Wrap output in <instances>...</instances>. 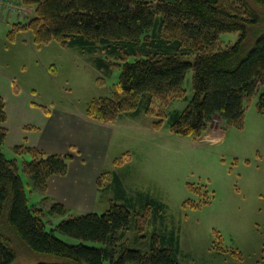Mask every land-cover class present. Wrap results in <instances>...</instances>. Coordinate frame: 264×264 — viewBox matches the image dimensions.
Instances as JSON below:
<instances>
[{
    "label": "trees",
    "instance_id": "trees-1",
    "mask_svg": "<svg viewBox=\"0 0 264 264\" xmlns=\"http://www.w3.org/2000/svg\"><path fill=\"white\" fill-rule=\"evenodd\" d=\"M253 3L264 6V0H21L20 5L32 8V15L26 22L12 23L7 37L14 41L16 34L30 31L37 46L56 41L65 48L78 47L104 76L118 69L110 95L90 100L84 112L103 123L143 111L157 118L153 127L160 128L163 106L172 97L184 95L182 84L191 70L193 95L172 116L169 130L197 138L217 118L241 129L246 102L255 93L257 111L264 113V28ZM234 31L239 32L237 40L222 46L219 35ZM96 82L104 84L105 78L98 77ZM5 121V104L0 99V264L35 255L56 258L35 264H179L172 235L152 234L145 251L122 242L129 230L143 233L150 211L162 206L158 201L143 204L139 211L128 202L110 200L102 213H71L55 201L48 209L29 204L20 171L32 180L26 185L29 193H45L51 176L67 173L72 156L18 145L14 150L20 160L7 158ZM128 158L124 154L114 163L120 165ZM109 174H101L99 189ZM49 200L44 196L41 201ZM46 216L61 219L47 230L52 222ZM56 232L78 242L67 243ZM230 256L242 259L238 250ZM254 264H264V243Z\"/></svg>",
    "mask_w": 264,
    "mask_h": 264
},
{
    "label": "rangeland",
    "instance_id": "rangeland-1",
    "mask_svg": "<svg viewBox=\"0 0 264 264\" xmlns=\"http://www.w3.org/2000/svg\"><path fill=\"white\" fill-rule=\"evenodd\" d=\"M12 3L20 5L19 0ZM252 5L263 18L264 28V6ZM24 7L32 12V8ZM21 21L26 22L27 17ZM11 24L0 20V99L5 104L8 128L3 152L9 159L20 160L11 144L20 133L30 137V132L20 131L21 124L27 125L28 130H33L31 124L44 127L41 114L46 109L66 108L84 113L90 100L110 95L119 70L114 69L110 76H104L94 67L90 56L78 47L65 48L56 41L37 46L30 31L20 32L14 41H9ZM238 35L237 31L221 33L219 42L222 46L234 43ZM98 77L105 78V83L98 84ZM182 88V97H172L163 106L165 117L160 128L153 127L157 118L141 111L133 123L122 122L112 134L110 158L124 154L129 157L117 169L134 197L133 202L127 204L142 211L143 204L137 196L140 194L162 205L160 210L150 211L142 234L129 230L122 242L145 251L152 234H166L172 235L178 244L179 264H254L260 259L264 243V113L256 108L258 93L246 102L241 129L217 118L208 131L193 138L178 136L169 130L172 116L182 111L193 95L191 70ZM31 103L34 109H29ZM158 104L156 100L154 105ZM108 159L104 161V172L111 169L112 160ZM20 176L29 204L39 205L42 194L29 193L26 185L32 184L31 178L21 171ZM111 182V175L103 178L94 211L107 208L110 201L107 199L114 194ZM42 207L50 206L43 203ZM60 219L46 216L45 220L52 222L46 229L50 230ZM56 235L67 243L78 242L59 232ZM86 244L102 246L98 242ZM219 247L227 251L219 253ZM232 250L241 252L240 261L231 258ZM55 259L45 255H35L33 259L23 256L13 264Z\"/></svg>",
    "mask_w": 264,
    "mask_h": 264
},
{
    "label": "crops",
    "instance_id": "crops-1",
    "mask_svg": "<svg viewBox=\"0 0 264 264\" xmlns=\"http://www.w3.org/2000/svg\"><path fill=\"white\" fill-rule=\"evenodd\" d=\"M10 1L13 2L14 0ZM23 18L7 12L5 8L0 9V20L7 24L21 21ZM14 19L16 21H13ZM29 109H34L33 103L30 104ZM136 116L123 114L114 123H103L89 119L85 113L65 108L54 111L48 110L41 114L42 120L46 124L44 127L39 124H31L33 130H28L27 125L21 124L20 131L23 133L30 132V137L20 133V137H16L11 144L13 149L15 146L24 145L35 147L47 154L69 153L72 156L65 175H53L48 179L45 193L40 192L42 194L40 204H43L42 198L47 196L50 200L44 203L45 205L49 204L50 206L51 202L55 201L66 206L71 213L79 211L96 212L94 211V201L99 192L97 181L104 172V161L107 158L109 161L112 160L109 175L112 176L111 183L114 191L112 197L107 200L122 203L131 201L132 203L134 200L132 191L123 184L122 177L117 170L124 163L115 164L114 159L116 158H110L109 151L114 131L119 129L124 121L125 123L128 121L133 123ZM5 122L3 126L7 130ZM15 155H17L16 152ZM114 177L118 179L116 180ZM137 196L142 204L153 199L150 196L144 197L140 194ZM103 211H97V213Z\"/></svg>",
    "mask_w": 264,
    "mask_h": 264
},
{
    "label": "built area",
    "instance_id": "built-area-1",
    "mask_svg": "<svg viewBox=\"0 0 264 264\" xmlns=\"http://www.w3.org/2000/svg\"><path fill=\"white\" fill-rule=\"evenodd\" d=\"M5 8L7 12L15 15H19L22 17H30L32 12L29 13L28 10L25 9L24 5H15L7 0H0V9Z\"/></svg>",
    "mask_w": 264,
    "mask_h": 264
}]
</instances>
